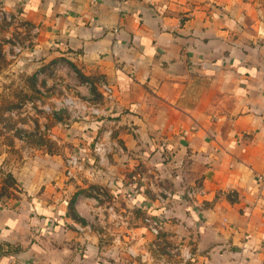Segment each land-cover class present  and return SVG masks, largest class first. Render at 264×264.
Returning <instances> with one entry per match:
<instances>
[{
	"label": "crops",
	"instance_id": "crops-1",
	"mask_svg": "<svg viewBox=\"0 0 264 264\" xmlns=\"http://www.w3.org/2000/svg\"><path fill=\"white\" fill-rule=\"evenodd\" d=\"M1 9L29 33L28 65L71 71L76 92L102 94L105 113L74 126L94 176L64 182L61 156L49 154L0 168V264H264V0ZM104 130L115 150L100 167L91 148ZM194 186L200 206L186 196ZM147 218L163 224L160 237Z\"/></svg>",
	"mask_w": 264,
	"mask_h": 264
},
{
	"label": "rangeland",
	"instance_id": "rangeland-1",
	"mask_svg": "<svg viewBox=\"0 0 264 264\" xmlns=\"http://www.w3.org/2000/svg\"><path fill=\"white\" fill-rule=\"evenodd\" d=\"M28 40L29 33L17 17L0 19V168L2 173L11 174L31 159L45 165L46 155L61 156L64 182H76L81 180L82 172L92 167L87 168L88 164L81 160L85 169L74 171L73 177L67 174L68 160L77 155L74 126L103 117L93 114L102 110L99 103L103 96L76 92L71 71L44 64L32 68L27 63ZM15 48L21 51L16 52ZM4 179L8 186L16 188L13 178L6 175ZM3 192L10 195V190ZM91 192L99 197L107 196L105 189ZM97 224L101 229L107 228L104 219Z\"/></svg>",
	"mask_w": 264,
	"mask_h": 264
},
{
	"label": "built area",
	"instance_id": "built-area-1",
	"mask_svg": "<svg viewBox=\"0 0 264 264\" xmlns=\"http://www.w3.org/2000/svg\"><path fill=\"white\" fill-rule=\"evenodd\" d=\"M120 4H127L130 2L134 1H145V0H118ZM12 15H10L6 10L1 9L0 10V19L4 18H10ZM16 52H20L21 50L18 48H15ZM104 90L107 93H111L110 87L104 85L103 86ZM72 104H75V102H71ZM103 110H97L94 111L93 114L103 116L104 115ZM111 131L104 130L98 136L96 137L95 141L92 144V156L96 162L97 165L99 166H104L105 161L108 159V156L110 153H112L115 150V145L113 144L111 138ZM84 165L81 163V158H79L77 155L72 156L68 160V167H67V174L69 177H73L74 171L79 170L82 171L84 170ZM90 176H94L95 172L93 169L90 170ZM255 182L256 186L264 192V171L256 173L255 174ZM205 194L204 190L202 187L194 186L190 189L187 190L186 196L190 202L194 206H200L199 205V200L201 197H203ZM146 224L148 227V230L155 236V237H160L162 231L164 230L163 224L160 222V220L155 219V218H147L146 219Z\"/></svg>",
	"mask_w": 264,
	"mask_h": 264
}]
</instances>
